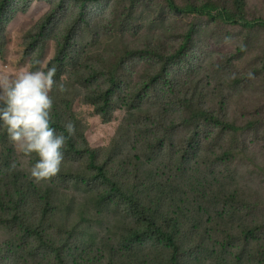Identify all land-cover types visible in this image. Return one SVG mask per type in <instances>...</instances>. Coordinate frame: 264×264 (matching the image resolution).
I'll return each instance as SVG.
<instances>
[{
	"label": "rangeland",
	"instance_id": "1",
	"mask_svg": "<svg viewBox=\"0 0 264 264\" xmlns=\"http://www.w3.org/2000/svg\"><path fill=\"white\" fill-rule=\"evenodd\" d=\"M174 1L176 8L166 0L89 4L64 61L66 91L50 95L64 112L71 107L66 114L75 124L79 148L94 153L93 163L105 166L110 180L132 185L148 199H162L166 211L180 218L187 239L182 264H264V0H244L242 13L234 0ZM9 2L1 22L0 72L36 71L44 60L48 66L80 4ZM207 4L215 8L209 16L184 11ZM51 11L57 18L41 53L28 57L27 37ZM185 44L160 74L161 57L177 54ZM93 69L102 74L100 86H108L110 78L116 81L109 118L87 102V87L78 83L80 73ZM202 110L235 129L198 120ZM2 151L0 145V187L6 174ZM13 151L16 168L51 191L46 242L64 247V263L117 264L111 252L125 212L117 201L99 197L104 189L94 179L90 154L64 155L57 176L37 183L30 169L38 157ZM155 182L170 185L174 195H159ZM10 221L0 217V264H59L54 256L35 255ZM250 227L252 235L245 232ZM145 252L139 262L161 264L156 250Z\"/></svg>",
	"mask_w": 264,
	"mask_h": 264
},
{
	"label": "trees",
	"instance_id": "2",
	"mask_svg": "<svg viewBox=\"0 0 264 264\" xmlns=\"http://www.w3.org/2000/svg\"><path fill=\"white\" fill-rule=\"evenodd\" d=\"M80 4V12L78 16L67 26L64 37L57 42V52L48 67L53 65L57 68L55 80L60 82L61 77L65 72V64L69 58L71 42L77 34L78 21L82 19L84 14H89L87 6L91 3H96L98 0H73ZM134 1V0H132ZM173 8H176L174 0H166ZM238 11L242 13L244 10V0H234ZM9 0H0V30L2 28V20L8 12ZM215 9L210 5L191 6L184 11L189 14H198L201 16H209L212 10ZM219 13L227 20H237L235 16L229 13L222 12L219 8ZM57 18V12L51 11L44 16L39 25L31 31L28 39H31L26 50L28 57H33L34 53L41 51L47 38V32L51 28L53 22ZM34 33V36L32 35ZM31 36V37H30ZM33 37V38H32ZM187 44L181 47L179 52L168 57H161L162 69L160 74L166 71L168 65L175 59L180 57L186 49ZM41 53V52H40ZM41 58V57H40ZM39 58V59H40ZM38 59V60H39ZM159 74V75H160ZM78 83L87 87L85 98L88 103L95 106L96 111L109 118V107L112 99L113 89L116 87L114 78H110L108 86H100L99 80L102 74L98 69H93L90 74L80 73ZM159 76L153 77L152 81L158 80ZM53 90H56L54 88ZM54 105L52 110V127L57 133L68 135L64 129V123L68 121L66 112L71 113V107L67 105L64 112L58 103V100L53 98ZM65 104V103H64ZM196 117L200 121L207 119L219 121L225 130L234 128V125L223 122L207 111L202 110L197 112ZM82 144L85 145L86 140L82 137ZM192 142V141H191ZM157 144L162 145L163 140ZM0 145L2 147L3 166L6 168L5 182L0 187V217L8 218L10 222L18 228L21 239L28 244L35 255L46 253L51 257L54 256L59 264H65L62 259V251L64 247L58 248L51 241L46 242L48 236L49 219L52 217L53 208L51 206V191L49 188L42 190L34 182L30 181L24 173L17 168L11 169L13 163L14 147L9 142L6 131L0 128ZM89 153L91 158L90 169L96 172L94 179L100 180L103 191L99 197L107 202L117 201L125 212L126 222L119 237L116 247H113L111 252L112 257H117V264H145L139 262L138 256L145 255L147 248L158 252V260L156 263L161 264H182V251L187 246V239L181 231L180 218L173 216L166 211L162 199L151 200L144 196L143 191L136 190L132 185L120 181H112L108 177L105 166H98L93 163L94 153L88 149H80L78 141L75 137L68 139L64 149V155L74 154L84 156ZM157 182V181H156ZM153 184V189L159 192L168 199L174 195L173 188L163 182ZM138 191V192H137ZM34 207L32 212L30 207ZM8 222V223H10ZM245 232L252 235L255 229L246 228ZM148 245H150L148 247ZM46 248V250H45ZM43 251V252H41ZM37 257V256H36ZM129 260V261H128ZM34 264H36L34 262ZM37 264H42L37 262Z\"/></svg>",
	"mask_w": 264,
	"mask_h": 264
},
{
	"label": "clouds",
	"instance_id": "3",
	"mask_svg": "<svg viewBox=\"0 0 264 264\" xmlns=\"http://www.w3.org/2000/svg\"><path fill=\"white\" fill-rule=\"evenodd\" d=\"M38 63L40 69L36 71L15 75L0 72V128L6 131L18 154L38 157L30 169V176L37 183L57 176L67 141L76 133L71 121L63 125L67 136L51 126L54 101L50 93L54 88L63 93L66 88L63 77L60 83L55 80V65L48 67L46 60ZM15 168L13 161L11 169Z\"/></svg>",
	"mask_w": 264,
	"mask_h": 264
}]
</instances>
